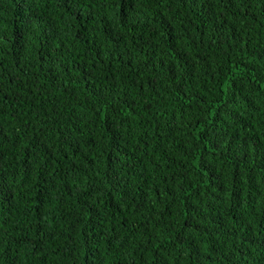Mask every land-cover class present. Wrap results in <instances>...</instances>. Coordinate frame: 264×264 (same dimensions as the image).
Instances as JSON below:
<instances>
[{"label":"trees","instance_id":"16d2710c","mask_svg":"<svg viewBox=\"0 0 264 264\" xmlns=\"http://www.w3.org/2000/svg\"><path fill=\"white\" fill-rule=\"evenodd\" d=\"M0 264H264V0H0Z\"/></svg>","mask_w":264,"mask_h":264}]
</instances>
